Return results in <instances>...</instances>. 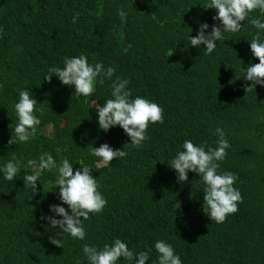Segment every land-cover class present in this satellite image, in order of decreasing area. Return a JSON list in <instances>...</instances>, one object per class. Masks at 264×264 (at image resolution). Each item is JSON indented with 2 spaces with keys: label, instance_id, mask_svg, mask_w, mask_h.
I'll return each instance as SVG.
<instances>
[{
  "label": "trees",
  "instance_id": "1",
  "mask_svg": "<svg viewBox=\"0 0 264 264\" xmlns=\"http://www.w3.org/2000/svg\"><path fill=\"white\" fill-rule=\"evenodd\" d=\"M206 2L0 0V164L12 155L22 162L38 159L57 147L68 160L82 158L89 166L99 160L90 155L93 146L107 143L126 152L94 172L107 203L83 221L84 240L57 236L59 230L41 219L48 206L33 209L45 196L60 203L47 171L34 194L19 177L0 178V264H88L84 244L102 248L115 238L134 253L151 250L146 264L156 262L157 240L171 244L182 264H264V86L247 89L251 82L243 78V69L259 63L250 50L256 30L249 21L264 15L249 13L239 32L225 33L206 54L203 45L188 43L200 23H208V31L219 24L212 19L215 9H203ZM121 8L126 23L117 15ZM81 54L89 63L113 67L112 80L127 79L132 98L142 96L163 109V123L149 125L141 147L128 145L119 126L100 130L95 106L89 109L111 98V80L94 83L93 94L82 97L55 76L43 79L49 67L63 66L65 56ZM24 89L42 110L41 124L29 142L9 144L14 105ZM217 127L230 144L218 171L236 175L242 197L237 212L219 224L202 210L198 174L178 182L167 164L186 139L216 147ZM53 237L62 246L51 243Z\"/></svg>",
  "mask_w": 264,
  "mask_h": 264
},
{
  "label": "clouds",
  "instance_id": "2",
  "mask_svg": "<svg viewBox=\"0 0 264 264\" xmlns=\"http://www.w3.org/2000/svg\"><path fill=\"white\" fill-rule=\"evenodd\" d=\"M203 9H215L213 21H219L211 26L202 22L196 36L189 37V45L200 47L206 54H211L217 47V42L223 39L225 33H237L241 30L248 14L258 10L264 15V0H207ZM117 15L121 23L127 22V12L118 9ZM78 14L72 17L76 23ZM249 23L256 30L250 41V50L253 57L258 58L259 63L250 64L243 69V78L251 82L247 87L257 85L264 86V20L251 19ZM63 66H52L47 69L44 80L51 81L55 76L62 85L74 86L77 96L88 97L94 92V83L104 84L105 80H111V98L102 104L96 102L89 105V109L95 106L98 128L107 133L113 127L119 126L129 137L132 148H139L146 139V130L150 124L163 123V109L155 102L142 96L131 97L128 88L129 81L117 77L112 80L114 68L105 67L101 62L94 64L88 62V58L79 56H65ZM19 99L14 105L16 123L11 128L9 144L27 143L37 132V126L41 124L39 114L41 108L37 107V100L29 94L27 89L19 91ZM217 136L216 147L203 144H194L192 140H184L182 150H178L170 163H167L176 173L178 182L188 181V173L198 174L203 183L202 210L208 218L217 224L223 223L228 215L238 210V203L242 200L241 193L236 188L237 177L231 172H219V163L227 155L230 144L223 128L217 127L214 131ZM61 144V143H59ZM90 155L99 158L94 166L85 164V160L70 158L62 148L56 151L44 152L38 159H28L26 162L11 159L0 164V178L11 182L18 177L23 180L24 188L30 189L32 194L37 191V182L43 172H48L54 182L55 197L60 201L50 204L47 196L41 198L32 207L34 210L48 206L49 215L41 219L48 221L51 229H58L57 236L69 235L73 239L84 240L85 230L83 221L90 214L100 213L107 201L98 190L97 178L94 172H103L106 166L116 158L126 155L124 150L114 149L107 143L99 147H92ZM55 158V159H54ZM59 163H57V160ZM27 169L21 177V169ZM41 183V182H40ZM42 184V183H41ZM43 185V184H42ZM53 190V191H54ZM67 205V209L62 206ZM59 217V218H57ZM51 243L62 246L60 239L51 238ZM157 259L155 264H182V260L175 253L173 246L164 240H157L153 245ZM150 251L134 253L126 242L115 238L111 244L105 243L102 248L84 244L82 252L88 264H117L123 258L127 264H146L150 258Z\"/></svg>",
  "mask_w": 264,
  "mask_h": 264
},
{
  "label": "rangeland",
  "instance_id": "3",
  "mask_svg": "<svg viewBox=\"0 0 264 264\" xmlns=\"http://www.w3.org/2000/svg\"><path fill=\"white\" fill-rule=\"evenodd\" d=\"M47 133H48V134L51 133V128H48V129H47ZM105 139H108V138H105Z\"/></svg>",
  "mask_w": 264,
  "mask_h": 264
}]
</instances>
